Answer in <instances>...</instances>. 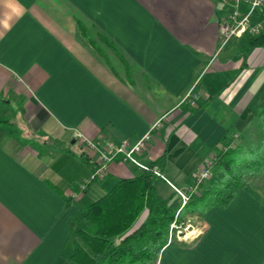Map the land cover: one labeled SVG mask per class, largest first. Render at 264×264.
<instances>
[{"label":"crops","instance_id":"0c3cea01","mask_svg":"<svg viewBox=\"0 0 264 264\" xmlns=\"http://www.w3.org/2000/svg\"><path fill=\"white\" fill-rule=\"evenodd\" d=\"M226 12L223 0H0V264H74L84 197L139 173L117 158L90 180L75 129L98 145L149 133L137 157L171 183L157 179L159 196L179 202L172 185L188 191L229 143H260L264 45L222 46ZM197 80L194 105L182 102ZM190 215L199 235L156 264H264V187Z\"/></svg>","mask_w":264,"mask_h":264},{"label":"trees","instance_id":"16d2710c","mask_svg":"<svg viewBox=\"0 0 264 264\" xmlns=\"http://www.w3.org/2000/svg\"><path fill=\"white\" fill-rule=\"evenodd\" d=\"M252 45H264V40L252 39ZM256 125L262 135L261 144L241 142L229 150L222 149L210 165L215 169L213 181H206L209 186L204 192L181 209V202L159 196L155 187L157 178L151 172L139 170L134 177L118 179L113 188L86 208L84 218L89 227L72 233L71 261L74 264L155 262L168 244L169 228L175 219L182 221L188 213L202 215L214 206L226 204L246 184L239 178L264 169V104L258 110ZM83 156L94 163L85 154ZM216 178L224 188H213ZM145 209L148 210L147 219L125 235Z\"/></svg>","mask_w":264,"mask_h":264},{"label":"built area","instance_id":"2783aa9c","mask_svg":"<svg viewBox=\"0 0 264 264\" xmlns=\"http://www.w3.org/2000/svg\"><path fill=\"white\" fill-rule=\"evenodd\" d=\"M223 1L227 7V12L219 21V34L222 40V46L226 45L234 38H242L244 36H249L251 39L264 40V0ZM197 85L198 80L186 93L182 102H188L194 105L195 100L198 97V92L196 91ZM73 137L81 146L84 154L95 160V170L93 171L90 180L105 177L110 171V164L117 158H121L123 161H128L134 164L139 170L153 173L157 179L167 180L159 167L145 164L137 157L138 154L147 147L150 139L149 133L134 144L130 143L128 140H123L118 144L108 141L104 145H98L84 132L78 129L74 130ZM235 137L237 138V135H235ZM235 145L236 142L232 141L225 146L224 149L229 150ZM211 177L212 171L210 166H204L197 175L195 185L190 187L188 191L185 192L174 185L172 186L183 200V205H185L189 199V194L194 192L200 183L208 181Z\"/></svg>","mask_w":264,"mask_h":264},{"label":"rangeland","instance_id":"374dc122","mask_svg":"<svg viewBox=\"0 0 264 264\" xmlns=\"http://www.w3.org/2000/svg\"><path fill=\"white\" fill-rule=\"evenodd\" d=\"M261 137H262V135H261ZM259 144H261V143H259ZM74 150L78 151V147L75 146ZM78 153H79V151H78ZM122 163L123 164H127L128 166H132L131 165L132 163H130L128 161H122ZM214 170H215L214 168H211L212 177L208 181H213V179H214ZM216 180L215 181L217 182V184L214 185L213 188L216 189V190H218V189L220 190L221 188H224V186L220 184L219 179L216 178ZM239 180L240 181L244 180L246 182V184L249 183V182H254L257 185H259L261 187H264V169H261V170L258 169L254 174L248 175V176H246L244 178H241V179L239 178ZM206 186H209V182L205 181V182L200 183V185L197 187V189L194 192H191L189 194V199H188L187 202H189L192 198L196 197L197 195L202 194L204 192V190L206 189ZM214 198H216V197L214 196ZM84 199L89 201V202H91V201H93L95 199V196H93L91 194L89 196L84 197ZM180 199H181V197H180ZM180 202H181L180 203V209L183 208L187 204L186 203L185 205H183V200L182 199L180 200ZM180 209H179V211H180ZM198 220L199 219H193L189 213L184 216L182 221H177V219H175L171 223L170 228H169L168 244L169 245L170 244H175L176 241H178L179 239H183V237L196 238L199 235V231H200L195 225ZM84 222H85L84 223L85 227H83V228H88L89 225H88L87 221L85 220ZM158 258L152 264H156V262H158Z\"/></svg>","mask_w":264,"mask_h":264},{"label":"clouds","instance_id":"9594fccd","mask_svg":"<svg viewBox=\"0 0 264 264\" xmlns=\"http://www.w3.org/2000/svg\"><path fill=\"white\" fill-rule=\"evenodd\" d=\"M0 23H3L5 25V27H10V25L7 23V20L5 21H0Z\"/></svg>","mask_w":264,"mask_h":264}]
</instances>
